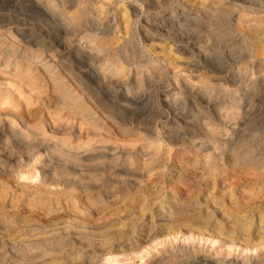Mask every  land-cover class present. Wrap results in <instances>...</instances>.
Masks as SVG:
<instances>
[{
    "label": "rangeland",
    "instance_id": "rangeland-1",
    "mask_svg": "<svg viewBox=\"0 0 264 264\" xmlns=\"http://www.w3.org/2000/svg\"><path fill=\"white\" fill-rule=\"evenodd\" d=\"M0 3L12 26L54 45L61 69L45 57L35 70L20 57L0 67L2 79L29 75L23 87L7 83L4 108L31 126L41 118L44 138H8L14 162L0 167V217L56 210L55 221L43 223L48 235H65L56 239L63 255L54 264H264V160L247 167L234 158L264 153V0ZM84 41L91 49L77 56ZM56 77L84 112L57 92ZM124 123H132L130 132L119 128ZM60 128L79 152L109 158L89 165L67 159L49 136ZM131 163L143 174L116 172ZM62 166L76 191L59 195L58 207L37 202L44 167L54 175ZM27 231L7 238L0 264L18 262L13 250L26 244ZM174 248L196 254L171 261Z\"/></svg>",
    "mask_w": 264,
    "mask_h": 264
},
{
    "label": "bare ground",
    "instance_id": "bare-ground-1",
    "mask_svg": "<svg viewBox=\"0 0 264 264\" xmlns=\"http://www.w3.org/2000/svg\"><path fill=\"white\" fill-rule=\"evenodd\" d=\"M18 1H20V0H18ZM26 1H30V0H26ZM31 3H34V0H31ZM7 6L8 5H6V8H7ZM9 6H10V4H9ZM18 11H20V10H18ZM9 13H10V11H9ZM251 13L254 15L260 14V12H258L256 10L251 11ZM262 13H264V11ZM42 17H43V15H42ZM42 17H41V20H42ZM53 43H54V41H53ZM91 45H92L91 43H88L86 41L82 42L81 46L77 48V53H78V54L76 53L77 56H80V53L86 54L88 52V50L91 49ZM54 48L55 47L52 43L50 44L49 47H46L45 45L41 44V41H38L37 39L33 38L32 35H27L24 32V29L15 28L14 26H12L11 20L9 19L8 14H6L4 12L3 13L0 12V67L8 68L11 66V60H10L11 58L16 59V58L20 57V59L22 61H29V62L35 64V68H33L35 70L40 65L39 64L40 61L45 57V58H51L55 68L58 69V71H61L58 64H56L57 63L56 62L57 54H56V51ZM19 50L22 52L21 56L16 55ZM28 66H29V69H31V66L29 64H28ZM5 74L8 75V73H6V72H5ZM28 76H29L28 74L24 75L23 73H20V75H19V74L14 73L12 75L11 79L0 78V167H2L4 165H10L12 162H14V159H12V155H11V148L12 147H11L9 140H8L9 137L17 138L19 142L20 141L22 142L21 138H23V136H25L27 138L28 137H34L35 140H42L41 138H43V137H39L41 135H39L37 133V128L39 127L38 125H41V118L39 120H37L38 121L37 124H35L34 126H31L30 122H28V120L23 116V114L17 115V114H14L9 107L4 108V106H6V105L9 106L11 104L10 99H11L12 92L10 91V85L7 83H9L10 80H12L13 83L20 85V87H23L25 85V79ZM61 78L63 79L62 76H61ZM92 79H94V78H92ZM119 79H121V78H119ZM114 81H115V79H114ZM94 82H96V81H94ZM53 84H54V88L57 89V92L61 94V96L64 98V100H66L72 104L73 110L75 109L76 111L84 112V108L82 106L81 100L78 99L77 97H75L70 91H68L67 87L62 83L61 79L56 77V80L54 79ZM30 88H32V87H30ZM75 89H77L78 92L82 93L83 95L86 94V93H84V91H82L78 87ZM31 91H33V89H31ZM130 91H131V89H130ZM136 98H138V97H136ZM133 100H135V99H133ZM135 103H136V101H135ZM130 106H131V104H130ZM118 108H119V106H118ZM244 108H246V107H244ZM34 115L37 118L39 116L38 113H35ZM131 118H132V116H131ZM130 125H132V123H130ZM130 125L127 123H124L122 125H119V128L123 132H130V130H132V128H130ZM67 130H69V129L60 128V129H52L50 131L49 136L52 137L51 140L55 139V140H53L55 142V145L53 148L56 152H58L59 154L61 153L62 155L67 157V159L70 157L75 158V160L77 162H80L84 165H89L87 163H93L94 161H97V160L102 161L104 159L109 158V157H107L108 154H104V152L99 153V156H93L92 154L88 155L87 153L79 152L80 150H82V147L80 145L74 146V144H72L73 138L71 137V135H68V137L64 136L65 135L64 132H66ZM166 133H168V132H166ZM58 135H63V137H59ZM24 144H25V142H24ZM214 149H216V148H214ZM137 150H138V148H137ZM260 151H263V150H260ZM263 155H264V153L256 154V153H253L251 151H240V152L235 154L234 158H235L236 162H239V163L241 162L240 164H242L244 166L260 167V165L263 163L262 161L264 160ZM136 161H138V160H135L133 162H136ZM139 166H140V164L131 163V164L125 165L124 167L118 169V171H116V172H121L122 173L121 175L124 174L126 176H130L132 173L139 172L137 174L140 175L141 173L143 174V170H141ZM44 168H45V170H43L44 176H43V179L40 183L39 190L36 192L38 199H39L37 202H41V201L49 199L50 200V206H51V203L52 204L56 203V207H58L60 204L58 203L59 201L56 200L57 197L59 195H62V194H69V191H76L75 185H77V184L74 185V184H69V183L64 182L65 181L64 180L65 175L70 174L67 171L68 167L65 168L62 166V167H59V169L57 167V169H58L57 173H55L54 175H49L50 173L49 174L47 173L46 167H44ZM0 172L2 173V174L0 173V181H3V179L5 177V175H4L5 173L2 171H0ZM109 173H110V171H109ZM98 174L99 173H95L94 175L99 176ZM67 182H69V181H67ZM52 187H55V188L61 187L62 190L59 191L60 193H58L56 191H52L51 190ZM80 192H81L80 194L83 197H87L88 194H86V191L84 189H80ZM169 200H170V197L167 199V202L163 203V205L164 204L169 205V203H168ZM163 205H162V209L164 208ZM32 210L33 211L30 212V215L28 216V218H25V219L21 218V217H15V216L10 217L6 213L0 217V218H2V219H0V263H3L8 258V249H6V246L8 244L6 241L7 238L10 237L12 234H14L16 231H18V229H22L23 227H25V229L29 230V231H27L28 239H26L27 240L26 244H24L23 246H20L18 250H13V252H15V253L12 256H13V258L17 259V261H18L16 264H54L56 259H58L60 256L63 255V252L61 250L55 249V246L57 245V244H55V242L58 241L56 239L60 238L61 236L64 235L61 232V230H59V232H57L55 230L53 232V234H50V235H48V232L43 231V229H45V230L49 229L48 224H46V225L43 224L46 220L51 219V222H49V223H52L53 220L55 221L54 218H55L56 210L50 212L49 208L37 209L36 207H32ZM40 219H43V220L40 221ZM160 222H162V221H160ZM58 225H59V223H55L53 226H50V227H54V226H58ZM108 239H110V238H108ZM65 240L66 239H65V235H64V237L61 239V242L65 241ZM47 250H50V251L47 252ZM195 254H196L195 250L185 251V250H180L179 248L178 249L174 248L171 251V258L170 259H171V261H173V260H176L182 256H189V255L194 256ZM87 262H89V261H87ZM116 262H117L116 260H113L109 264H116ZM170 263L171 262L168 261L165 264H170Z\"/></svg>",
    "mask_w": 264,
    "mask_h": 264
}]
</instances>
